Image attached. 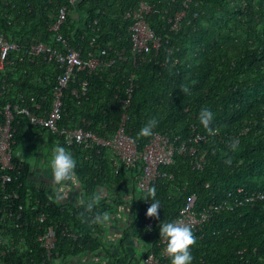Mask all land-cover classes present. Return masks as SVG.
I'll list each match as a JSON object with an SVG mask.
<instances>
[{
    "label": "built area",
    "instance_id": "2783aa9c",
    "mask_svg": "<svg viewBox=\"0 0 264 264\" xmlns=\"http://www.w3.org/2000/svg\"><path fill=\"white\" fill-rule=\"evenodd\" d=\"M82 1L69 0L68 4L57 7L54 21L47 28L48 39L35 41V20L28 23L23 36L13 35L24 31L26 24L20 12L21 0H0V264H23L25 258L30 263L35 262V244L41 253L40 264H57V261L59 264H83L85 259L82 258L84 252L77 257L62 256L58 242L60 238L72 241L82 238L84 231L79 226L86 222L79 219L76 224L69 217L56 220L52 213L44 211L50 202H55L64 210L68 209L71 217L75 215L69 207L78 209L83 206L77 200L81 193L85 202L89 200L80 179L79 185L69 186V196L65 201L49 199L51 193L48 184L52 174L49 162L52 150L58 146L56 140L50 141V136L61 138L66 147L77 146L83 151L97 149L98 154L100 149H105L115 174L121 167L137 171L132 189L139 194L143 203L141 222L145 236L151 235L155 226L154 218L146 215L151 202L144 199L145 192L158 179H173L172 175L163 173L160 168L173 164L175 155L189 158V164L195 170H202L205 162L204 154H198L199 144L206 140L205 134L192 132L188 138L172 139L161 133H153L148 142L139 148L136 139L126 130L129 118L127 109L136 85V70L161 54L164 39L155 33L150 19L157 14L171 32H181L184 25L192 21L186 13L190 0L181 1L179 9L171 16H167V6L163 0L160 3L129 0L128 6L117 15L118 29H124V32L115 33L113 41L103 39V34L110 29V23L105 19L107 14L104 12L101 17L90 21L86 12L75 8ZM26 6L28 13H32L30 5ZM176 50L172 46L167 52L173 54ZM171 62L174 67L179 59L174 57ZM161 63L167 65L165 61ZM115 72L121 75L115 90L119 92L123 89L125 97H120L119 93L113 94V100L122 105L123 112L112 133L106 137L96 134L87 128L91 123L84 117L75 122L67 119L61 123L67 89L76 105L81 106L89 100L90 84L84 73L110 75L111 78ZM28 86L33 89H28ZM19 117L27 121V126L22 129L23 139L18 143L14 123ZM25 165L30 166L26 183L35 188L36 196L34 198L28 192L19 203L18 190L23 183L18 182V176ZM15 182H18L16 189L9 190L8 186ZM205 186L208 187V184ZM41 188L47 197L46 202L38 197ZM132 189H120L121 204L100 201L112 208L108 212L111 219L106 226L88 224L90 231L97 234L106 249L115 247L120 235L116 232L117 226L131 217ZM262 201L264 189L245 192L238 188L226 198L197 210L196 197L190 195L173 221L183 219L191 225L194 234L199 235L204 224L215 213ZM132 240L133 252L141 258L131 264H171L164 254L166 245L162 240L157 243V251L152 243L140 242L135 237ZM101 252H93L90 257L98 258V261L103 258L107 262L106 254L103 252L100 256Z\"/></svg>",
    "mask_w": 264,
    "mask_h": 264
},
{
    "label": "trees",
    "instance_id": "16d2710c",
    "mask_svg": "<svg viewBox=\"0 0 264 264\" xmlns=\"http://www.w3.org/2000/svg\"><path fill=\"white\" fill-rule=\"evenodd\" d=\"M69 0H21V16L25 21L24 31H18L15 36H23L28 23L35 20V41H44L49 37L48 26L54 21L57 7L68 4ZM160 3L162 0H151ZM183 0H163L167 6V16L179 9ZM217 2V0H209ZM129 0H83L75 8L86 12L89 20L101 17L105 12V19L110 23V29L103 34V39L113 41L114 34L124 29H118L119 14L128 6ZM33 10L28 13L26 6ZM35 13V16H34ZM104 15V16H105ZM155 33L163 37L161 51L158 58L136 70L137 79L127 109V132L142 148L151 137L138 138V132L147 120L155 117L158 120L153 133H161L172 139H185L192 132L206 135V140L199 144V153L204 154L202 170H195L189 164V158L175 155L173 164L160 168V171L172 175V180L158 179L154 185L156 199L160 201L159 217L154 218L155 226L151 235L143 234L141 213L143 203L139 194L131 186V217L126 223H121L119 238L113 249H106L96 233L90 231L88 222L79 226L84 236L72 241L59 239L58 248L62 256L90 257L93 252L102 250L109 264H131L137 262L133 237L143 243H152L153 249L158 250L160 241L159 225L163 221L173 222L179 209L187 202L190 195L196 197V209L227 197L229 193L242 188L245 192L264 189V48H230L221 53H209L195 64L184 61L183 30L171 32L159 15L150 19ZM4 22H2L3 24ZM105 23V21H103ZM34 27V25H31ZM29 35V33H28ZM90 35V34H89ZM174 46L177 50L170 54L167 49ZM174 57L179 63L172 67ZM167 65L163 66L161 62ZM110 75H87L89 81V100L77 106L69 89L64 93V120L78 121L84 117L90 121L88 129L106 137L117 127L122 115V105L113 100V94L119 93L125 97L123 89L116 91V84L121 78L120 73ZM181 85L190 88V94L181 92ZM28 89L32 90L31 86ZM36 90V89H35ZM41 90V89H40ZM44 92L47 91L43 90ZM208 108L214 115L212 127L218 129L215 135H209L198 121V114L202 108ZM19 143L23 139L22 129L27 121L17 118L14 123ZM194 130V131H193ZM239 140L235 152L229 149L231 140ZM50 141L56 140L59 146L69 150L76 160V175L85 188V194L90 200L94 193L101 188L109 195L105 201L121 204L122 197L116 191L128 188L127 177L134 178L136 170L120 168L117 174L110 166V156L105 149L83 151L80 147H66L62 139L50 136ZM87 158V159H85ZM231 160L226 164L225 160ZM29 165H25L22 174L18 176L23 186L18 190L22 202L28 192L35 198V188L29 187L26 178ZM8 186L9 190L16 189V184ZM208 184V187L205 185ZM43 187V186H42ZM29 190V191H28ZM47 201L44 189L38 195ZM150 202L151 199H149ZM50 202L44 209L52 213L56 220L71 218L76 224L85 212L84 206L69 209L75 216H69L68 209ZM40 209L39 211H41ZM112 208L99 203L94 211L109 212ZM87 217L88 214L85 213ZM195 235L196 243L190 251L193 256L192 264H264V201L252 206L237 207L232 210L215 213L204 224L202 232ZM131 242L130 248L127 242ZM136 244V243H135ZM40 250L35 244L33 263L22 260L23 264H40ZM20 262V260L18 259ZM170 261V260H169ZM107 263V264H108Z\"/></svg>",
    "mask_w": 264,
    "mask_h": 264
},
{
    "label": "clouds",
    "instance_id": "9594fccd",
    "mask_svg": "<svg viewBox=\"0 0 264 264\" xmlns=\"http://www.w3.org/2000/svg\"><path fill=\"white\" fill-rule=\"evenodd\" d=\"M180 90L184 94H190V88L187 85H181ZM214 115L211 110L204 107L198 114V121L209 135H215L218 129L212 127ZM158 120L153 117L145 122L138 132V138H146L153 135V130L157 126ZM239 140L233 139L229 144V149L233 152L237 150ZM51 178L48 184L50 191L49 199L56 202H63L69 196V186L79 185V178L76 175V160L72 153L64 146H56L51 153L50 158ZM230 164L231 160H225ZM104 189L98 190L87 202L83 199V193L77 197L78 203L84 206L85 212L81 213L83 222H88L92 226H106L111 217L108 212L94 211L102 199L106 197ZM145 200L151 199V204L147 209V217L158 218L160 201L156 199L155 187L147 189L144 195ZM85 213L88 216H85ZM160 240L165 242L164 254L169 258L171 264H192L193 256L191 247L196 243V238L190 224L183 219H177L173 222L163 221L159 225ZM59 264V261H57ZM83 264H99L98 258L86 257Z\"/></svg>",
    "mask_w": 264,
    "mask_h": 264
},
{
    "label": "rangeland",
    "instance_id": "374dc122",
    "mask_svg": "<svg viewBox=\"0 0 264 264\" xmlns=\"http://www.w3.org/2000/svg\"><path fill=\"white\" fill-rule=\"evenodd\" d=\"M186 13L192 21L184 25L183 55L190 65L227 48H264V0H190ZM127 181L131 187L130 174ZM103 260L99 264L108 263Z\"/></svg>",
    "mask_w": 264,
    "mask_h": 264
},
{
    "label": "crops",
    "instance_id": "0c3cea01",
    "mask_svg": "<svg viewBox=\"0 0 264 264\" xmlns=\"http://www.w3.org/2000/svg\"><path fill=\"white\" fill-rule=\"evenodd\" d=\"M102 189H104V191L106 192V189H105V188H102ZM116 193H120V190L116 191ZM106 194H107V193H106ZM108 196H109V195L107 194L105 198H107ZM105 198L102 199V200H106ZM125 223H126V222H125ZM118 227H119V230L122 228V227H120V226H118ZM119 230L117 229L116 232L119 233ZM118 238H119V237H117V240H118ZM116 244H117V242H116Z\"/></svg>",
    "mask_w": 264,
    "mask_h": 264
}]
</instances>
